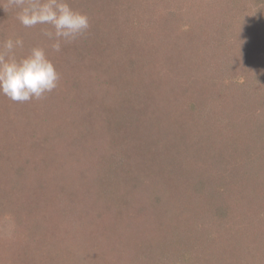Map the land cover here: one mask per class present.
<instances>
[{
	"label": "rangeland",
	"instance_id": "rangeland-1",
	"mask_svg": "<svg viewBox=\"0 0 264 264\" xmlns=\"http://www.w3.org/2000/svg\"><path fill=\"white\" fill-rule=\"evenodd\" d=\"M255 1L68 0L90 27L53 53L50 26L0 0V44L45 47L60 74L41 100L0 95V264H52L44 247L53 264H264Z\"/></svg>",
	"mask_w": 264,
	"mask_h": 264
},
{
	"label": "clouds",
	"instance_id": "clouds-1",
	"mask_svg": "<svg viewBox=\"0 0 264 264\" xmlns=\"http://www.w3.org/2000/svg\"><path fill=\"white\" fill-rule=\"evenodd\" d=\"M16 10V18L25 28L49 25L42 34L51 43L48 48L59 53L64 44L71 43L87 32L89 17L71 7L68 0H7ZM6 10V9H5ZM24 48L20 37H8L0 44V95L13 102L41 100L58 87L60 74L49 58L45 47L33 46L25 55L17 50ZM13 224L7 226L11 236Z\"/></svg>",
	"mask_w": 264,
	"mask_h": 264
},
{
	"label": "trees",
	"instance_id": "trees-1",
	"mask_svg": "<svg viewBox=\"0 0 264 264\" xmlns=\"http://www.w3.org/2000/svg\"><path fill=\"white\" fill-rule=\"evenodd\" d=\"M84 1H87V0H84ZM103 2V0H97V2ZM259 1H260V6L262 5L263 6V10H264V0H256L255 1V4H256V7H258L259 8ZM76 2V1H75ZM105 7H107V6H105ZM81 155V154H80ZM80 155H78V157L80 156ZM88 158V157H87ZM90 159L88 158V161H89ZM74 163V162H73ZM88 167V166H87ZM90 167H91V169H88V168H86V169H88V171H95V168H96V166L94 165H90ZM81 170V169H80ZM81 174H84L85 176H87V174H86V172L87 171H83V170H81ZM84 176V177H85ZM88 179H90V178H92V176L90 175L89 177H87ZM78 179H80V178H78ZM84 182L86 181V180H83ZM68 185H70V183H68ZM80 185H84V184H80ZM76 186V185H75ZM63 188H65V187H63ZM63 188H60V190L61 189H63ZM77 188H78V190H70L69 189V191H67L66 190V193H61V195H63V197L64 196H73L72 194L74 193V192H78V191H80L81 190V188H79L78 187V185H77ZM54 194V196H56V194L55 193H53ZM65 197V198H66ZM64 206H66L65 204H64ZM67 208V207H66ZM47 239H51V238H49V237H47ZM52 246H53V244H52ZM42 250V253H43V255H45L46 254V252L47 251H50V252H52L53 253V256H52V264L54 263V260L56 259V260H58L59 258H62V257H64L65 256V254L62 256V254L60 253V250L59 249H54L53 247L52 248H46V247H44V248H41V249H38V251L40 252ZM56 250V251H55ZM56 253V254H55ZM43 255H40L41 256V258H40V261L42 262H47L46 261V257L47 256H45V258H44V256ZM87 257H82V260H83V262H85V259H86ZM63 259V258H62ZM65 260V259H64ZM80 261V260H79Z\"/></svg>",
	"mask_w": 264,
	"mask_h": 264
}]
</instances>
